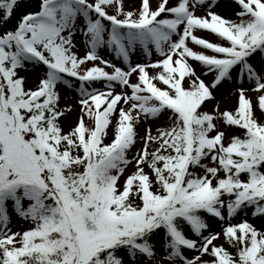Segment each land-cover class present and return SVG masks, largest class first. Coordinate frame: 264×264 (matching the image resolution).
<instances>
[{
	"label": "snow or ice",
	"instance_id": "6c2138e0",
	"mask_svg": "<svg viewBox=\"0 0 264 264\" xmlns=\"http://www.w3.org/2000/svg\"><path fill=\"white\" fill-rule=\"evenodd\" d=\"M19 2L0 0V264H264V0L234 19L218 0H37L7 27ZM229 83L236 107L208 110Z\"/></svg>",
	"mask_w": 264,
	"mask_h": 264
},
{
	"label": "rangeland",
	"instance_id": "374dc122",
	"mask_svg": "<svg viewBox=\"0 0 264 264\" xmlns=\"http://www.w3.org/2000/svg\"><path fill=\"white\" fill-rule=\"evenodd\" d=\"M141 0H123V5L124 8L126 10H130V9H135L136 7H138L140 5ZM153 7H155V3L153 2ZM237 10V6L234 3V0H218V4L217 6L213 9V11L221 14L222 16H224L225 18H229V19H234V12ZM198 15H202L203 12L202 11H198L197 12ZM196 35L198 36H202L205 35L204 33H200L197 32ZM210 40L215 39L213 36H208L207 37ZM78 43V54L83 56L85 49L80 46L79 44V38L77 40ZM192 46V45H190ZM102 51V50H101ZM100 51V54H101ZM104 59L106 60H110L113 63L118 64V66L121 65V63L119 62V60L114 58V55L112 53H110V55H102ZM145 57L140 54L139 52H137L135 55H133L132 57V61L133 63L140 61V62H145ZM156 59H158V57L155 55V53L153 54V56L151 57L152 61H155ZM256 59H259V56L257 55ZM194 67L197 68V72L198 74L200 73V68L198 65L194 64ZM150 73L153 71L151 69H149ZM43 72V68L42 67H37V68H29L27 70V72H23L25 76L29 77V83H32L33 85H35V83L38 81V79L40 78V76L42 75ZM206 80L211 79V77H204ZM133 81H135V76H133ZM244 87H250L247 83L244 84ZM60 94H61V104L62 105H67V106H71L73 111L71 113H68L64 119V124L65 126H67L68 123L70 122H74L77 118V116L79 115L80 112V106L77 103L78 97L76 96V93L74 90H69L66 89L64 87H60L59 89ZM116 91H120V89L117 87ZM214 95H215V100L212 101L211 103H209L207 105L208 110H212L214 108L215 105H219L220 110H231L234 109L236 107L237 104V95L235 93V86L231 83L229 84H225L222 88H220L218 91L214 90ZM248 95L253 97V99L255 100V93L254 92H248ZM257 115L259 116V112H257ZM166 120V115L164 117H162L159 121H151L149 120L147 123H145L143 120L138 124L137 126V132L139 133V136L137 137V144L135 146V148L132 150V152H135L137 149H139L141 147V141H140V137L144 136L146 133V129L151 126L152 128V134L155 135L156 134V126L157 123L163 125L165 123ZM109 136H111V130L109 131ZM132 152L129 153V158H131L132 156ZM132 171V166H129V168L126 170L125 175H127L129 172ZM249 219V222L253 223L255 227H257L258 230H264V224L261 223V221L259 219H255L253 220L251 218V216L247 217ZM241 219L240 216L236 217L232 223H237L239 222ZM209 223L211 224V230L214 232H220L221 231V227L222 225L215 220H209ZM29 225L24 222L19 220L17 217H13L12 219V231H22L24 229H26ZM223 242V238H221L220 240L216 241L217 244L222 243ZM207 258V257H206Z\"/></svg>",
	"mask_w": 264,
	"mask_h": 264
},
{
	"label": "trees",
	"instance_id": "16d2710c",
	"mask_svg": "<svg viewBox=\"0 0 264 264\" xmlns=\"http://www.w3.org/2000/svg\"><path fill=\"white\" fill-rule=\"evenodd\" d=\"M36 10H38L37 0H20L7 27L14 26L15 23L17 22V19L20 17L22 13H26L29 11H36Z\"/></svg>",
	"mask_w": 264,
	"mask_h": 264
}]
</instances>
